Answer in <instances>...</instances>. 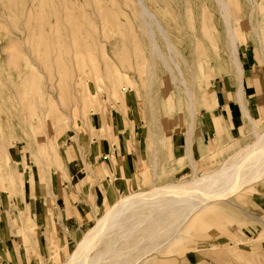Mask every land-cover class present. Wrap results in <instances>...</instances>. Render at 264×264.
Masks as SVG:
<instances>
[{"label":"rangeland","instance_id":"obj_1","mask_svg":"<svg viewBox=\"0 0 264 264\" xmlns=\"http://www.w3.org/2000/svg\"><path fill=\"white\" fill-rule=\"evenodd\" d=\"M138 1L155 13L178 48L182 76L194 86L193 118L188 115L183 86L173 83L170 73L154 58L138 19ZM195 1L200 4L192 5L190 24H182L175 17L184 10L174 7V0H0V154L7 151L6 156L0 155V231L6 228L2 226L5 219L9 231L17 227L16 245L4 249L6 264L65 263L84 232L121 195L187 181L192 177L191 161L195 176H202L253 141L248 120L249 136L241 147L229 154L199 158L191 147L177 152L176 141L165 130L173 118L188 134L204 104L213 101L217 77L226 72L238 85L241 81L216 6L210 0ZM229 7L239 52L247 28L254 31L264 25V0H230ZM202 11L208 17L203 27L199 21ZM193 38L200 47L190 42ZM158 44L164 53L160 39ZM48 83H55L54 102L44 95ZM40 118L46 119L43 126L37 121ZM25 121L32 122L34 133L30 134ZM70 126L78 131L79 140ZM256 126L257 132L264 131V123ZM182 132L183 128L177 134ZM101 133L107 144L122 143L125 149L130 144L127 136L142 139L144 161L135 187L120 192L116 187L117 192L98 202L93 213L74 217L59 188L62 183L70 187L76 182L82 175L76 174L79 169L92 183V164L87 157L82 161L81 151L85 154V146H92L95 139L102 141ZM78 155L77 163L69 162ZM7 173L13 178L10 187ZM15 175L20 184L14 181ZM239 190L225 202L203 201L197 214H192L194 218L213 215L216 227L204 224L195 231L183 225L176 244L172 241L159 247L146 264H264V180ZM47 196L52 198L56 215L50 234L42 235L40 254L34 251L30 256L25 246L31 247L27 234L35 228L34 203ZM48 229L45 218L41 231ZM186 256L191 257L189 263Z\"/></svg>","mask_w":264,"mask_h":264},{"label":"bare ground","instance_id":"obj_2","mask_svg":"<svg viewBox=\"0 0 264 264\" xmlns=\"http://www.w3.org/2000/svg\"><path fill=\"white\" fill-rule=\"evenodd\" d=\"M194 1L174 0V7L180 6L182 10H184L183 14L180 15L178 13V15H176V21H183L182 24H190L191 7L192 5L200 4L196 3V1L195 4H192ZM210 1L216 6L217 15L222 21V26L225 27L226 44L229 49V54L232 57V62L236 71L241 76L242 68L237 56L238 42L232 27L229 7L230 0ZM252 2V5H254L255 2L251 1L250 3ZM137 4L140 9L138 19L143 27V34H145L150 41L154 58L161 62L165 71L170 73L173 83H178L183 86L184 95L188 102V115L193 118L195 113L193 110L195 104L194 86H192V82L190 84L186 82L182 76L178 61L181 55L178 48H176L170 40L171 36L167 33L165 27L161 25L155 13L154 15L150 13L141 5L140 1H138ZM255 5H258V3ZM251 7L253 9V6ZM206 20H208V17L205 15V12L202 11L199 20L202 27L207 25ZM159 39L162 41L164 53L160 50L158 44ZM190 42L197 48L201 45L195 38ZM174 72L177 73V78L174 76ZM54 85L55 83H48V85L43 87L45 90L42 88L46 97L52 98L57 95L54 93ZM42 95L41 89L40 91L38 90V97L41 98ZM52 101L54 102L53 98ZM154 104H156L155 101ZM44 120L46 119H37L42 126L45 123ZM25 122L30 134L34 133L35 130L32 122ZM192 127L193 121L186 136L185 150L191 147ZM256 127L252 124L251 131L253 141L251 143H247L237 153L221 161L220 164H214L212 169L206 174L195 176V169L192 165L193 161H191L192 177L187 181L176 182L169 185H154L152 189L147 191H138L128 195H121L115 203L109 205L108 208L96 218L91 228L84 232L80 240L76 242L75 248L67 257L66 262L62 264H146L148 259H151L154 253L158 251L159 247L167 243L170 244L172 241L176 244V241L181 237L180 234H178L179 239L175 240L176 234L183 225H185L186 229L191 228L193 230V228H196L197 230L195 231H198L199 227L204 224L216 227L218 224L213 215L199 218L193 217L197 214L195 211L201 206L203 201L207 200V203L208 200L216 201L222 199V201H224L223 199L228 198L230 195L232 196L236 191H240L239 189L264 180V131L259 133ZM70 129L74 134L73 137H77L79 140L78 131L73 129V126ZM80 149L82 150L81 147ZM27 151H29V149H27ZM6 152L7 151L3 149L0 155L6 156ZM83 156L84 154L81 151L82 161H84ZM82 164L85 165L83 162ZM10 177L9 173H7L9 187L13 182V178ZM14 181L20 184V180L16 175ZM193 213L194 215L192 216ZM254 219L256 218L254 217ZM182 232H185V229ZM208 236L212 238V234ZM170 251L173 253L172 250ZM190 258V256H186L185 262L189 263ZM261 261H264V258H262ZM155 264H171V262L159 261Z\"/></svg>","mask_w":264,"mask_h":264},{"label":"crops","instance_id":"obj_3","mask_svg":"<svg viewBox=\"0 0 264 264\" xmlns=\"http://www.w3.org/2000/svg\"><path fill=\"white\" fill-rule=\"evenodd\" d=\"M242 41L243 48L237 52L242 68L240 85L232 75L226 72L217 77L213 101L204 104L205 107L200 110V116L193 123L191 150L199 158L212 153L225 155L235 151L243 145L249 136L248 126L250 123L254 126L264 123V25L260 26L259 29L255 28L254 31H251L248 27L244 32V36H242ZM99 124L100 128H103L102 122ZM181 128H183V132L177 134ZM165 130L169 134L170 140L172 142L176 141L178 145L176 151L178 152L179 148L184 150L187 128L180 126L177 122L175 123L172 118L167 121ZM101 134L103 136L102 141L93 138L95 140L92 142V146L88 145L84 148L85 154L83 157H87L92 164V170H90L92 183L87 180L83 175V171L79 169L76 174L80 173L82 175L76 182L70 187L62 183V188H59L64 204L74 217L80 215V213H93L98 202L109 198L112 192H117L116 187L119 191L135 187L136 178H138L139 170L144 161L142 157V139L137 140L134 136H127L130 144L125 149V145L122 143L107 144L103 139L104 133ZM171 147L173 148V143ZM177 157L180 158V155ZM79 158L78 155L77 158L75 157L76 160L69 162L77 163ZM27 188V185L24 186V196H27ZM37 202L38 205L34 203V210L36 211L35 219L33 218L35 222L34 234L32 232L27 234L31 241V247L29 245L25 246V250L30 256L34 251L40 254L39 246L41 245L42 235L46 237L50 234L53 216L56 215L55 205L51 197L39 198ZM61 217L62 215H60ZM45 218L50 229L43 233L41 228L42 221ZM4 222L5 225L2 224V226L6 228L0 231L1 264L7 262L3 259V256L7 253L4 249L10 246L11 243L16 245L15 238L17 237V227L9 231L8 221L6 219L5 221L2 220V223ZM10 247L13 249V246ZM20 252L21 249L17 251L16 256L18 258ZM23 254L27 259L26 252ZM12 258L15 260L14 253H12Z\"/></svg>","mask_w":264,"mask_h":264}]
</instances>
